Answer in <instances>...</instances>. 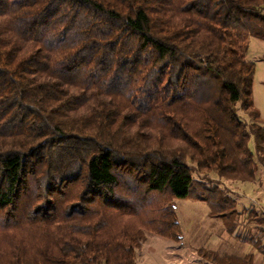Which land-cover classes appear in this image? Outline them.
Masks as SVG:
<instances>
[{"label":"trees","instance_id":"trees-1","mask_svg":"<svg viewBox=\"0 0 264 264\" xmlns=\"http://www.w3.org/2000/svg\"><path fill=\"white\" fill-rule=\"evenodd\" d=\"M250 38L264 0H0V264H137L189 198L264 233L222 183L264 171Z\"/></svg>","mask_w":264,"mask_h":264},{"label":"rangeland","instance_id":"rangeland-1","mask_svg":"<svg viewBox=\"0 0 264 264\" xmlns=\"http://www.w3.org/2000/svg\"><path fill=\"white\" fill-rule=\"evenodd\" d=\"M247 59L256 64L253 85V99L259 119L264 125V41L250 38ZM240 115L248 120L244 112ZM202 176V175H201ZM198 177V175H196ZM211 179H217L211 176ZM227 189L238 200L240 211L255 209L259 218L264 216V171L260 170L254 183L236 184L223 181ZM177 216L182 231L180 241L165 239L154 233H146V240L137 251V264H212L200 256V251H215L221 256L245 257L253 255V264H264V256L252 244L238 239L251 234L264 244V233L260 231L259 222L250 217V212L241 216V228L234 235L226 232L225 221L210 216V209L204 202L193 198L176 201ZM253 221V223H252ZM20 242V240H18Z\"/></svg>","mask_w":264,"mask_h":264}]
</instances>
